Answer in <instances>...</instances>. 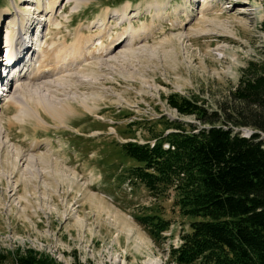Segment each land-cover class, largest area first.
<instances>
[{
	"label": "rangeland",
	"instance_id": "rangeland-1",
	"mask_svg": "<svg viewBox=\"0 0 264 264\" xmlns=\"http://www.w3.org/2000/svg\"><path fill=\"white\" fill-rule=\"evenodd\" d=\"M40 1L0 0V59L8 31L29 51L41 29L32 50L74 45L90 55L50 86L14 79L0 97V264H175L168 250L179 237L154 240L136 218L158 215L180 235L192 217L173 187L152 194L126 184L138 162L118 144L153 142L168 118L201 124L169 103L172 93L209 110L225 101L243 69L264 62V0H57L52 15L55 0ZM35 11L40 24L24 35ZM63 102L74 109L55 116L51 106Z\"/></svg>",
	"mask_w": 264,
	"mask_h": 264
},
{
	"label": "trees",
	"instance_id": "trees-1",
	"mask_svg": "<svg viewBox=\"0 0 264 264\" xmlns=\"http://www.w3.org/2000/svg\"><path fill=\"white\" fill-rule=\"evenodd\" d=\"M167 99L201 124L163 122L153 145L128 140L118 146L138 162L128 167V177L152 194L173 187L180 213L192 217L182 243L170 248V261L264 264V62H250L236 88L210 110L196 97L172 93ZM136 220L154 240L163 238L170 224L158 215ZM18 261L58 264L34 256Z\"/></svg>",
	"mask_w": 264,
	"mask_h": 264
},
{
	"label": "bare ground",
	"instance_id": "bare-ground-1",
	"mask_svg": "<svg viewBox=\"0 0 264 264\" xmlns=\"http://www.w3.org/2000/svg\"><path fill=\"white\" fill-rule=\"evenodd\" d=\"M87 1L88 0H75V2L77 4L87 3ZM56 2H57V0H55L52 3V5H51L52 11L51 12L49 11L48 14H50V13H51V15L53 14V12H54L53 10H54V8H56V6H55ZM40 3L43 6L42 0L40 1ZM42 6H40V8L37 10L42 11L43 10ZM74 8H76V7H74ZM35 15H36V11L30 13V16L32 17L31 20H37L36 19L37 16H35ZM43 19L46 20L45 18H43ZM31 20L29 22H32V23L35 22V21L33 22ZM39 24H40V21L37 20V24L34 23V25L32 24L33 26H31V27L29 26L28 28L26 27L24 29V35H29V33H28L29 29H31L33 27L35 28V26L39 25ZM23 26H25V25H23ZM34 33H36V34L34 35ZM39 35L42 36V29L38 30V31L33 30V35H31V34L29 35V40H30L29 45H28L29 51H23L22 45L20 43L18 44V42H19L18 40L14 39L15 40L14 44L13 45L10 44L13 42V37L15 36V32L14 31H8L7 32V40H6V42H4L5 43L4 48H6V54H5V57L3 58V60L0 59V82L2 84L1 91H0V97L1 96L3 97L4 95L8 96L7 93H4V91L8 90V86H6V85L11 84V82L14 79L17 81L19 80L21 82V84L23 83L22 85H20V88H22V89H23V87H26L27 85H33V86L34 85H41V86L42 85H45V86L49 85L50 86V84L53 80L46 81L47 78H49V77L53 78V77H55L61 73L63 74L64 73L63 71H66V70L70 71V69L80 70L81 68H79L76 65V62H80L81 60H83L84 57H86V56L88 57L90 55V51H89L88 55H86V54L83 55V50H80V49L74 47V45L70 47V50L66 49L64 51H62V49H58V50L52 49L50 47V45H47V47H45L44 46L45 44L43 46L46 49L43 46L40 48L38 46L36 49L32 50L31 49V43H32L31 41L34 40V45L36 43H39V42L35 41ZM33 36H36V37H33ZM30 37L33 38V40L30 39ZM5 39H6V37H5ZM33 48H35V47H33ZM35 50L37 52L42 53V56L38 60L35 58L38 55L37 52H35ZM35 60H36V62H35ZM37 63H38V65L36 66ZM8 76H9V78H7V79L4 78V77H8ZM20 82H19V84H20ZM38 87H40V86H38ZM51 89H53V88H51ZM53 92H55V91H53ZM42 93H44V90ZM14 98L11 100L14 101ZM51 107H52V111L59 110L62 117H63L64 112L70 113L71 109H74L72 105L65 103V102H63L59 105H56V106L53 105ZM87 109L90 111L88 106H87ZM55 113H56L55 116L60 115L56 111H55ZM32 116L35 119H37L38 121H40L41 119L43 120L42 115H40V113L36 110L33 111ZM0 130H1V125H0ZM177 245H179V244H177ZM148 264H157V263L150 262Z\"/></svg>",
	"mask_w": 264,
	"mask_h": 264
}]
</instances>
